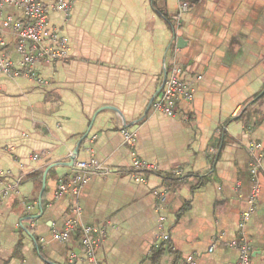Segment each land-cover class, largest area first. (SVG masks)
I'll use <instances>...</instances> for the list:
<instances>
[{
  "label": "crops",
  "instance_id": "crops-1",
  "mask_svg": "<svg viewBox=\"0 0 264 264\" xmlns=\"http://www.w3.org/2000/svg\"><path fill=\"white\" fill-rule=\"evenodd\" d=\"M69 1L50 23L70 56L34 66L47 83L0 74V264H235L231 244L243 237L250 264H264L263 173L241 225L255 183L250 145L264 149V0ZM7 16L24 19L2 8L0 55L22 70ZM174 46L195 93L168 117L153 104ZM134 158L156 171L136 180ZM94 159L108 171L59 195ZM71 220L69 239H57ZM86 228L104 233L94 263Z\"/></svg>",
  "mask_w": 264,
  "mask_h": 264
},
{
  "label": "built area",
  "instance_id": "built-area-1",
  "mask_svg": "<svg viewBox=\"0 0 264 264\" xmlns=\"http://www.w3.org/2000/svg\"><path fill=\"white\" fill-rule=\"evenodd\" d=\"M72 4L73 3L69 0H0V18L1 10L4 6L17 8L24 16L23 20L14 19L12 16H7L3 19L4 28L11 29L18 42V52L22 56V70L18 69L11 61L0 55V74L13 77L24 75L37 81L40 85H45L47 82L37 75L34 66L37 63L51 64L64 60L70 56L68 40L61 35L58 29L51 26L50 14L51 12L66 13L71 9ZM189 9V4L183 2L180 7V12L181 14L186 13ZM5 47L6 41L0 33V53ZM173 51L175 55L167 57L162 88L153 104L154 109L159 110L168 117L177 116L179 103L182 101L191 102L195 93L194 88L183 78L184 70L176 58L179 49L174 46ZM199 79H201V77H199ZM125 138L129 146L132 147L135 145L136 135L134 133L125 131ZM250 152L254 159L252 163V173L255 178V183L252 196L248 201V209L242 214L241 225H244L256 211L260 192V183L256 178L261 173L264 174L263 145L258 142H252L250 145ZM78 168L85 173L84 177L77 175L70 180L61 181L58 186L59 195L69 190H72L73 193L77 195L81 187L90 177L99 172L108 171V169L104 168L96 159L90 162L79 163ZM155 171V166L134 158L133 175L136 180L144 181V173ZM155 194L162 202H166V188L162 189V192L155 191ZM76 227L77 222L71 220L67 223L65 231L55 237L61 241H67ZM94 231L95 230L92 228H86L82 235V245L85 255L87 260L91 263L95 262L96 250L103 244L102 238L104 237L103 232H100L97 237H94L92 235ZM160 240H163L162 237H159V241ZM231 246L236 248L239 252V259L235 264H250L251 249L245 237L233 242ZM179 264L196 263L194 257L190 256Z\"/></svg>",
  "mask_w": 264,
  "mask_h": 264
},
{
  "label": "water",
  "instance_id": "water-1",
  "mask_svg": "<svg viewBox=\"0 0 264 264\" xmlns=\"http://www.w3.org/2000/svg\"><path fill=\"white\" fill-rule=\"evenodd\" d=\"M180 41H181V40H180ZM73 161H74V160H72V163H74ZM43 184H44V187H43V190H42L41 195H40V202H41V200H42V196H43V193H44V190H45L46 176L44 177ZM40 207H41V209H42V205H41Z\"/></svg>",
  "mask_w": 264,
  "mask_h": 264
}]
</instances>
